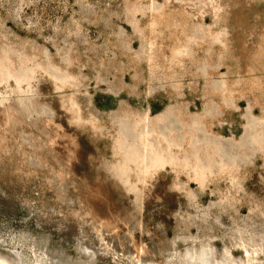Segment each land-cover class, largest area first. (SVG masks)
I'll return each instance as SVG.
<instances>
[{
	"label": "rangeland",
	"instance_id": "obj_1",
	"mask_svg": "<svg viewBox=\"0 0 264 264\" xmlns=\"http://www.w3.org/2000/svg\"><path fill=\"white\" fill-rule=\"evenodd\" d=\"M0 264H264V0H0Z\"/></svg>",
	"mask_w": 264,
	"mask_h": 264
}]
</instances>
